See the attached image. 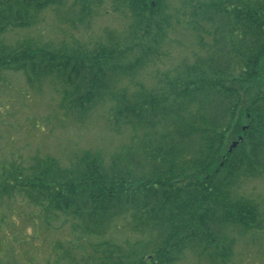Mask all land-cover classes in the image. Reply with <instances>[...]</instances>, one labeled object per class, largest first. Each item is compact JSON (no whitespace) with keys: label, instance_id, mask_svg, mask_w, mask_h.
<instances>
[{"label":"trees","instance_id":"obj_1","mask_svg":"<svg viewBox=\"0 0 264 264\" xmlns=\"http://www.w3.org/2000/svg\"><path fill=\"white\" fill-rule=\"evenodd\" d=\"M63 1L0 0V37L33 26L40 10ZM77 1L84 11L91 3ZM111 1L127 6L138 29L150 28L147 14L160 5L156 0ZM222 1L192 13L216 27L208 58L186 65L179 84L163 86V81L155 91L113 92L116 78L141 63L137 59L122 67L127 51L121 49L88 53L0 46V72L22 73L33 85L54 80L61 106L82 119L110 96L116 102L111 120L136 134L108 160L85 152L61 169L48 157L26 172L13 166L0 175V195L19 193L45 214L71 217L77 241L104 236L127 215L132 230L149 237L130 245V252L109 240L92 243L94 257L83 262L178 264L193 250L212 264H226L234 243L228 232L259 228L255 204L234 200L231 189L242 178L264 176V92L251 101L245 98L264 65V0ZM234 135L243 140L230 153L226 144Z\"/></svg>","mask_w":264,"mask_h":264},{"label":"rangeland","instance_id":"obj_2","mask_svg":"<svg viewBox=\"0 0 264 264\" xmlns=\"http://www.w3.org/2000/svg\"><path fill=\"white\" fill-rule=\"evenodd\" d=\"M90 1L85 11L77 0L47 5L39 11L33 26L3 34L0 46L14 50L30 44L36 49H81L88 53L104 48L127 51L120 61L122 67L137 59L141 63L134 72H123L116 78L113 92L126 95L142 90L139 87L155 91L163 81V86L171 81L179 84L178 77L186 65L209 56L216 27L195 19L192 13L200 5L208 10L219 0H156L160 5L153 6L146 17L149 29L146 24L138 29L137 20L122 2L118 6L111 0ZM220 5L227 7L228 3ZM232 73H239V69H232ZM262 76L264 65L260 66L257 84L245 98L252 97L251 101L259 91L264 92ZM53 82L46 79L33 85L22 73L0 72V175L13 166L26 172L35 161L38 164L48 157L61 169L70 168L76 155L85 152L108 160L136 135L130 127L111 120L116 102L110 96L82 119L61 106L63 97ZM241 127L244 130L248 124L244 122ZM238 137L227 140V149ZM231 196L255 204L260 226L247 232H228L234 243L226 264H264V176L240 179L231 189ZM74 222L60 213L45 214L22 194L0 195V264H90L83 260L94 257L92 243L109 240L130 252V245L149 239L132 230L130 215L118 218L104 236L86 241H77L80 236L72 230ZM178 264L212 263L187 250Z\"/></svg>","mask_w":264,"mask_h":264},{"label":"water","instance_id":"obj_3","mask_svg":"<svg viewBox=\"0 0 264 264\" xmlns=\"http://www.w3.org/2000/svg\"><path fill=\"white\" fill-rule=\"evenodd\" d=\"M242 139H243V138H240L239 141L234 142V143L231 145L229 151L232 152L234 149H236V148L238 147V145L240 144V142L242 141Z\"/></svg>","mask_w":264,"mask_h":264}]
</instances>
